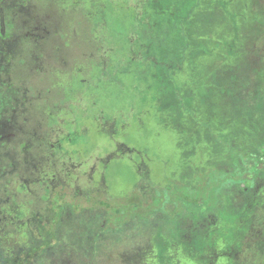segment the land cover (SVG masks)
Masks as SVG:
<instances>
[{"label": "rangeland", "instance_id": "374dc122", "mask_svg": "<svg viewBox=\"0 0 264 264\" xmlns=\"http://www.w3.org/2000/svg\"><path fill=\"white\" fill-rule=\"evenodd\" d=\"M150 1L0 0V264H264L262 177L227 221L176 226L169 205L114 231L95 203L149 202L264 139V0H198L183 24Z\"/></svg>", "mask_w": 264, "mask_h": 264}, {"label": "trees", "instance_id": "16d2710c", "mask_svg": "<svg viewBox=\"0 0 264 264\" xmlns=\"http://www.w3.org/2000/svg\"><path fill=\"white\" fill-rule=\"evenodd\" d=\"M197 1L151 0L150 8L155 15L166 17L169 24H183L190 19ZM156 75L155 80L159 83V86H169L166 89L167 91L162 92L160 95L162 107L172 110L168 111V113L173 115V118L176 120L180 111L178 101L181 100L182 95L170 87L162 68L159 67L157 69ZM217 142L220 143L221 140L217 139ZM244 143L239 146L233 141L229 143L225 142L224 144L229 149L227 165L223 168L212 169L205 174H201L197 177V183L195 184L188 181L185 183L179 182V184L174 183L169 186L154 187L152 198L149 202H145V199L136 192H132L123 198L104 199L99 203L95 202L106 213L107 229L120 230L128 222L135 219L147 221L154 214L165 212V208L169 205H172L170 218L176 226H178V219L176 218L180 215L184 219L191 220L193 217H198L199 219L203 214L201 210H206L207 208L216 209V213H219L222 219L225 220V215L230 213L229 209L234 207L232 196L240 184L247 182L250 187L252 182L258 179V177L264 178V139L258 138L254 142L248 141L246 144ZM242 145L249 153L245 154L243 152ZM75 203L76 201L72 202L70 207L74 211H81L83 207H80L79 203L76 205ZM62 208L63 206L61 205L52 210L54 223L58 221ZM185 208L187 209L185 210ZM190 208H198L197 215L193 216L194 212ZM239 212L235 208L234 214L237 217Z\"/></svg>", "mask_w": 264, "mask_h": 264}]
</instances>
